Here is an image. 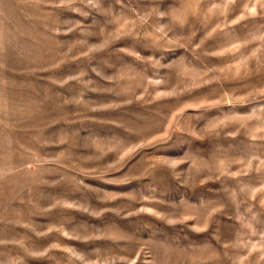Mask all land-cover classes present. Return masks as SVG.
I'll list each match as a JSON object with an SVG mask.
<instances>
[{"label": "rangeland", "instance_id": "1", "mask_svg": "<svg viewBox=\"0 0 264 264\" xmlns=\"http://www.w3.org/2000/svg\"><path fill=\"white\" fill-rule=\"evenodd\" d=\"M0 264H264V0H0Z\"/></svg>", "mask_w": 264, "mask_h": 264}]
</instances>
